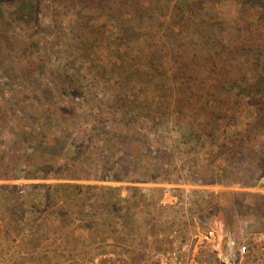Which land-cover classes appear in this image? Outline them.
I'll return each instance as SVG.
<instances>
[{
	"label": "rangeland",
	"instance_id": "rangeland-1",
	"mask_svg": "<svg viewBox=\"0 0 264 264\" xmlns=\"http://www.w3.org/2000/svg\"><path fill=\"white\" fill-rule=\"evenodd\" d=\"M244 1L166 0V11L163 15L156 14L158 20L151 22L148 30L139 26L138 15H120L110 10L97 12L91 3L73 4L56 15L51 10L54 9L51 2L42 1L38 25L15 22L11 24L12 38L0 33V185H17L26 192L18 204L12 201L19 205L17 209L22 207L25 214L17 218L8 214V204L0 195V264H58L54 258L59 254L73 257L60 264H100V260L115 262L117 258L118 250L107 247L105 251L112 253L85 262L81 256L96 253L85 248L86 239L101 236H90L87 230L78 227L77 220L70 223L71 218L62 229L53 215L44 220V214L37 217L35 210L41 211L43 207H32L36 197L29 196V186L66 181L21 178L37 172L31 165L33 161L17 158L32 153V146L17 149L13 143L22 131H38L35 122L50 123L47 127L55 133L66 131L60 144L61 147L67 144L63 151L49 141L39 151V161L49 164L65 151L68 154L81 145L89 149L105 146L100 139H89L86 135L89 131L94 135L101 128L100 135L105 137L109 124H116L129 133L125 125L131 122L136 133L145 135L140 137L144 138L142 149L135 145L139 137L134 138L133 156L135 153L136 157L129 158L133 160V167L150 165L149 175L156 173L154 182L67 181L119 187L121 197L128 194L130 187L141 190L145 204L137 203L132 208L134 233H127L131 235L127 237L135 239L137 248L132 255L140 257L139 264H244V256L256 259L248 264H264V199L261 197L264 196V126L251 133L246 127L255 121V115L248 110L235 111L234 116L229 110L227 116L212 122V129L218 128L217 134H233L231 141L236 134L250 136L247 148L243 146L246 152L241 150L238 160L236 141L231 144L220 138L213 146H200L188 140V133L210 117L208 110L183 109L186 117L181 120L178 108L174 107L177 97L189 89L203 94L221 93L214 81L250 78L249 62L242 56L241 48L247 43L256 46V51L264 47V12L259 8L251 9ZM187 4L196 8L193 14L188 12ZM13 15L12 10L7 11L6 19L11 22ZM120 18L140 30L129 44L131 49L117 52L113 37L121 26ZM83 21L86 26L94 25L102 34L101 40H91L86 45L90 47L88 53L79 52L84 44L75 41ZM160 23H163L162 29ZM53 28L64 35L70 47L65 42L64 48L60 42H54L52 51H60L57 57L44 60L35 57L28 67L25 57L28 52L36 49L38 54L47 55L48 47L44 51L41 46L55 40ZM3 39L12 42L6 43ZM114 94L140 95L144 101L164 99L166 104L156 112L167 116L150 115L146 107L115 106L111 103ZM44 95L59 97L55 100L58 103L24 106L16 100L17 97ZM25 113L35 117L44 113L51 122H37L35 118L25 123L22 120ZM194 118L191 126L184 125L187 119ZM32 124L35 126L31 127ZM258 143L263 146L250 149L249 146ZM251 150L257 153L256 160ZM107 153L104 151L103 155ZM113 155L116 159L124 158L123 167L128 165L125 148H114ZM155 161L164 166L163 172L155 170ZM229 165L238 169L231 170ZM4 175L20 178L2 179ZM132 175H127L125 180ZM243 175L246 180L250 176L262 177L256 182L250 180L252 187L229 183L233 177H237L234 181L241 180ZM164 195L166 199L162 202ZM92 201L93 197L87 204ZM216 219L220 221L221 232L216 239L219 245L213 248L204 237ZM123 233L120 237H126ZM243 246L246 250L241 254Z\"/></svg>",
	"mask_w": 264,
	"mask_h": 264
},
{
	"label": "trees",
	"instance_id": "trees-1",
	"mask_svg": "<svg viewBox=\"0 0 264 264\" xmlns=\"http://www.w3.org/2000/svg\"><path fill=\"white\" fill-rule=\"evenodd\" d=\"M42 1L51 2L53 13L56 15L60 14L62 9H69L73 4H78L80 6H84L86 3H91L94 10L97 12H103L105 10H110L120 15L124 14H132L138 15L139 26L142 27V30L150 29L151 22L154 23L158 19H156V14L161 15L164 14V11L167 9L166 0H0V33L12 38L11 35V24L13 25L15 22L17 24L20 23H30L32 27H35L40 23V15L42 13L43 8L41 7ZM78 1V2H76ZM76 2V3H74ZM244 2L249 3V7L255 10L259 8V11L264 12V0H245ZM189 5V4H187ZM75 6V5H74ZM189 9L188 12H195L196 8L193 5L187 6ZM12 10L14 12V17L11 22L6 19L7 11ZM52 12V11H51ZM55 15V17H56ZM124 17V16H121ZM191 18V17H190ZM121 22V26L119 30L115 33V37H113L115 48L117 52L122 50L131 49L129 44H132L134 40L132 38L138 35L137 31L140 29H135L133 26L129 25V21L125 18L119 19ZM190 20V19H189ZM119 22V21H118ZM53 23V22H52ZM80 32L77 37H75V41L77 44H84L80 51H84L88 53L90 47L89 45L93 41L101 40L102 34L98 33V30L95 29L94 25L86 26V22L83 21L80 23ZM160 27L162 29L163 23H160ZM54 38L52 43L49 45L44 44L41 48L45 51L46 47H48L49 51L46 54L42 55L38 54L37 50L28 52L25 57L26 63L28 67L32 65L31 60L33 58L38 57L40 59L43 58H52L53 56H58L60 51L53 52L52 48L54 46V42H60V45L64 48V42L68 43V47H70V42L67 39H63L64 35L59 32L56 28H53ZM2 36H0L1 38ZM138 37V36H137ZM136 37V38H137ZM2 39V38H1ZM63 39L64 41H60ZM97 39V40H96ZM135 39V38H134ZM148 38H145V41ZM6 43H11V40L3 39ZM128 44V45H127ZM36 46V44H35ZM241 49V54L247 62H249L247 72L249 71V76L245 78L241 77H232L229 79H219L214 83L220 88L223 92H213L211 94H203L198 91H194L189 89L184 94L177 97L174 102V107L178 108V119H185L186 115L184 110L195 112L197 108L208 110L209 118H207L203 123H198L195 127V131L189 132L188 140L191 142L195 141L196 144H200V146H213L217 140L222 138L223 140H228L231 144H234L236 141L237 146V159H241V150L242 153L244 151V147L248 144L250 140V136L243 135L239 137L237 134L235 135V139L231 141L233 134L229 133H219L217 134V129L211 127L212 122L216 120H220L223 117L227 116L229 110H232V115L234 116L235 111L241 113V110L247 111L248 113H254L255 121L250 124L247 129L252 133L257 132V130L261 129L264 126V47L258 48L256 51V46L249 45L248 43L244 45ZM66 51V50H65ZM64 51V52H65ZM63 53V52H62ZM256 59H254V58ZM31 58V59H30ZM17 102H20L21 105L24 106H32L36 104L38 107L46 104H56L59 100V97H52L48 95H44L41 98L31 97V96H23L21 98L17 97ZM54 100V102H53ZM63 100H60L62 102ZM19 103V104H20ZM67 105L70 102H66ZM111 103L115 106H129L131 108H149L147 113L153 115L158 113L159 117L167 116L166 113L156 112V109L159 110L166 104L164 99H160V101L150 100L144 101L140 95H120L114 94L111 95ZM65 104V103H64ZM20 106V105H19ZM247 109H245V107ZM22 107V106H20ZM154 110H151L150 108ZM253 108V109H251ZM48 109H53L52 107H48ZM197 112V111H196ZM23 122L26 123L25 120L30 121L37 118V122L48 121L51 122V119L45 117L46 114L41 113L36 115L37 117L30 115V113H25ZM42 115V116H41ZM50 115H53L50 113ZM188 121L184 122L186 127H189L195 122L196 118L193 120L187 119ZM260 122V123H259ZM35 125L38 127V131L36 129H30L27 132H20L18 137L16 138V142H14V146L18 148L25 147L28 149V146H32L31 152L27 155H19L17 158L24 157L28 160L25 161H33L31 165H34L37 169V172L33 175L30 173L24 175L21 178L26 179H56L66 181L64 183H55V184H37L29 186V196L36 197L34 202L36 204L32 205L34 209L39 207H43L40 211L35 210L37 213V217H41L42 220L49 218L50 215H53L54 219L59 220V226L63 229L67 223L74 222L77 220L80 225L78 227L84 228V230L88 231L90 236L97 235L101 237H89L87 243L85 244V248H90L92 250H96V253H89L87 255L81 256L82 260L85 262H91L95 259L100 258V256H104L105 254L112 253L110 251H105V248H114L118 250L115 252L117 258L115 262H109V260H100V264H139L140 257L138 255L133 256L132 252L137 248L135 245V239L130 234L133 232L134 221H133V213L132 208L138 203L141 205L145 200L144 194L141 193V190L137 187L128 188V194L125 197H121L119 187H112L108 185H85V184H76L69 183L67 181H80V180H94V181H129V182H154V178L156 177V173L149 175V172L152 170L150 165L132 166L133 160H130L131 157L135 158V153L133 156V146L132 144L135 142L136 137L139 139L136 141L135 145L137 147H145L143 144V139L140 137H145V135H139L136 133L133 123L129 122L128 125H125V128L129 131H123L122 127H119L116 124L107 125V131H104L105 137L100 135V131L96 130L97 133H93L89 131L86 137L89 139H93L94 137L97 140H101L102 143H106L105 146L101 145L92 147L89 149V146L81 145L75 150H70V153H62L60 156H57L54 160L55 162L49 164L43 160L39 161V151L42 150V147L48 143L54 144L56 146H60L61 141L64 136L63 134L66 132L65 130L60 133H55L50 126V123L46 125H42L40 123H36ZM34 124L31 127L35 126ZM46 126V127H45ZM30 127V125H29ZM201 127V129H200ZM28 128V127H27ZM99 128V127H98ZM192 128H190L191 130ZM23 130V129H21ZM20 130V131H21ZM104 130V129H103ZM248 130V131H249ZM92 133V134H91ZM222 135V136H221ZM259 143L257 145L253 144L250 149H254L255 146L259 148L262 147L263 143ZM67 145V144H66ZM61 147L60 150L63 151L65 148ZM125 148L126 154L128 156L127 166L123 167L122 164L124 162V158L119 157L115 158L114 148ZM195 147V146H194ZM56 148V147H54ZM221 148V146H220ZM247 148V147H246ZM10 149H12L10 147ZM16 149V150H17ZM249 150V149H246ZM108 152V155H103V152ZM252 151L256 160L257 153L255 154ZM16 153H18L16 151ZM130 157V158H129ZM155 170L157 172H163V167L160 165L159 161H155ZM231 170H237L238 166L229 165ZM133 174L130 179L125 180L127 175ZM136 176V177H134ZM264 176V175H262ZM262 176H258L254 178L250 176V179L246 180V176H241V180L229 181L231 184H239L243 187H252L254 186L250 184V180L256 182ZM20 178L19 176H8L4 175L2 179L14 180ZM228 181V180H227ZM26 192L17 185H9L4 184L0 185V195L5 198L8 204V214L12 213L13 217H19L25 214H22V207L19 209L16 208L19 201L22 200L23 194ZM258 197V195H255ZM93 197L92 203L89 205L87 202L89 199ZM264 199V196H261ZM13 199L15 202H12ZM33 202V201H32ZM145 204V202H144ZM89 208V209H87ZM69 209L71 211H69ZM125 210V211H123ZM15 212V213H14ZM19 212V214H17ZM17 214V215H16ZM73 216V217H72ZM10 217V216H9ZM11 229V224H8ZM124 232L120 237L119 234ZM17 234V233H16ZM19 235V233H18ZM102 235L104 237H102ZM163 241V240H162ZM58 258H54V262L60 264L61 262H65V260L72 259V256L66 255H58ZM244 264H248L249 261L251 263L255 262V258L251 259L249 256H244ZM179 262V261H178ZM258 264V263H255Z\"/></svg>",
	"mask_w": 264,
	"mask_h": 264
},
{
	"label": "built area",
	"instance_id": "built-area-1",
	"mask_svg": "<svg viewBox=\"0 0 264 264\" xmlns=\"http://www.w3.org/2000/svg\"><path fill=\"white\" fill-rule=\"evenodd\" d=\"M214 224L213 227L210 228L208 235L205 236V240L209 242V244L211 245V247L216 248V246H218L219 244L217 243V233L221 232V225L220 221L218 219L214 220ZM245 246L240 248V253L244 254L245 253Z\"/></svg>",
	"mask_w": 264,
	"mask_h": 264
},
{
	"label": "crops",
	"instance_id": "crops-1",
	"mask_svg": "<svg viewBox=\"0 0 264 264\" xmlns=\"http://www.w3.org/2000/svg\"><path fill=\"white\" fill-rule=\"evenodd\" d=\"M165 199H166V195H164V197L162 198V202H165ZM217 239H218V237H217Z\"/></svg>",
	"mask_w": 264,
	"mask_h": 264
}]
</instances>
